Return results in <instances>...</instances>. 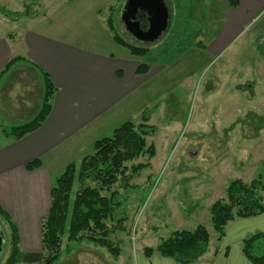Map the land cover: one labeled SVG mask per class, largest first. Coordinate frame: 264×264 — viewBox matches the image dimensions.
<instances>
[{
  "label": "rangeland",
  "instance_id": "obj_1",
  "mask_svg": "<svg viewBox=\"0 0 264 264\" xmlns=\"http://www.w3.org/2000/svg\"><path fill=\"white\" fill-rule=\"evenodd\" d=\"M123 2L0 0V36L8 37L19 32L25 23L32 22L27 17L13 20L7 13L8 10L23 11L27 5L31 14L39 12L36 17L50 8L44 23H51L54 27L59 25L63 34L68 33L78 43L93 36L96 40L99 37L108 40V33L101 30L102 22L108 25L115 41V32L107 21L114 9L113 25L123 40L149 49L145 55L138 54L143 57V64H172L166 72L171 73L170 81L159 84L156 105L146 107L151 108L152 116L146 123L156 127L146 141L147 145L154 144L155 154L151 159L142 154L127 162L126 178L120 176L112 186L119 203L105 222L109 230L106 239L118 245L120 255L113 257L105 247L87 239L69 244L66 232L55 264H161L157 262L158 258H169L157 251L145 257L142 250L146 246L155 248L174 230L192 229L197 224L206 226L211 241L208 251L193 264H228L230 260L239 264V259L250 264L242 254L241 241L264 230V213L228 222L225 237L220 240L212 228L209 208L214 200L225 196V187L231 180L241 178L248 182L259 173L264 176V45L254 42L251 47L241 45L237 48L231 55V73L222 66L221 57L212 62L204 59L202 66L198 65L200 67L185 77L184 72L188 73L191 64L184 48L207 38L222 17V8L212 5L209 0H166L170 18L167 28L154 41L140 42L126 31L119 19ZM55 35L60 37L61 34ZM245 74L253 78L250 79L253 87L247 88L248 84L242 81ZM228 76L232 83L227 87L233 89L234 98L222 102L224 95L217 96L213 90ZM92 153L85 154L77 164ZM138 164L148 165L133 171L132 165ZM86 183L96 185L90 180ZM79 187L78 180H75L72 196ZM102 193L108 195L106 191ZM7 245H2L0 264H5Z\"/></svg>",
  "mask_w": 264,
  "mask_h": 264
},
{
  "label": "crops",
  "instance_id": "obj_2",
  "mask_svg": "<svg viewBox=\"0 0 264 264\" xmlns=\"http://www.w3.org/2000/svg\"><path fill=\"white\" fill-rule=\"evenodd\" d=\"M209 1L222 8V17L207 38L184 48L191 64L185 77L202 66L204 59L212 62L221 57L222 66L231 73V55L241 45L257 43L264 31V0H235V5L231 0ZM49 9L40 17L28 18L34 26L27 22L19 32L0 36V70L14 56L27 59L12 67L0 85V207L15 223L20 248L26 252L41 249V220L50 210L54 179L69 164L92 153L96 140L111 135L124 122L140 120L141 111L155 105L158 87L172 77L166 73L172 64L165 62L147 63L148 68L137 71L143 57L113 41L105 22L100 26L108 40L93 36L84 43L74 41L59 25L44 23ZM38 68L49 74L56 87L51 110L36 130L13 137L7 133L9 127L28 119L40 106L43 84ZM246 75L242 81L251 88L253 78ZM229 83L231 77H225L213 90L217 96L224 95L222 102L234 98ZM34 159L41 166L26 170V162ZM157 262L176 264L162 257ZM239 264H245L244 260L239 259Z\"/></svg>",
  "mask_w": 264,
  "mask_h": 264
},
{
  "label": "trees",
  "instance_id": "obj_3",
  "mask_svg": "<svg viewBox=\"0 0 264 264\" xmlns=\"http://www.w3.org/2000/svg\"><path fill=\"white\" fill-rule=\"evenodd\" d=\"M235 0L231 4L235 5ZM26 5L23 11H10L13 20L39 16V12L32 13ZM115 10L107 18L110 29L114 30V39L117 43L136 55H145L149 49L123 40L113 25ZM18 16V17H17ZM204 48L203 43H197ZM27 61L24 57L14 56L0 70V84L4 75L12 67ZM148 68L140 63L137 71ZM39 70L42 88V98L39 108L25 121L13 123L8 134L20 138L28 132L37 129L48 117L52 107V100L56 87L47 72ZM156 105V104H155ZM151 108L141 112L139 123L131 120L124 122L116 128L111 135L98 139L93 145V153L85 156L80 164H69L62 173L56 177L50 189L51 204L48 214L41 220V249L40 251L26 252L20 248L19 233L16 225L0 207V226L6 235L4 246L8 244V254L5 264H18L19 262L31 264H55L61 253L62 236L67 232L69 242H79L83 239L90 240L107 249L113 257L120 255L118 245L106 239V220L115 211L117 192L112 186L120 178H126V163L139 155L146 154L151 159L155 154L154 144H148L146 137L156 130L154 125L146 123L150 118ZM39 159L26 162L25 169L33 170L41 166ZM148 164L132 165V170L137 171ZM263 172H264V163ZM78 180L80 187L74 192V181ZM86 180L93 181L96 185L87 184ZM106 191L108 195L102 192ZM264 176L259 173L250 181L241 178L231 180L225 187V196L217 198L209 208L211 225L218 239L225 236L227 223L238 218L247 219L257 217L264 213ZM121 220H118L120 223ZM97 234V235H96ZM99 235V236H98ZM211 241L210 232L205 225L197 224L192 229L181 228L172 231L168 237L161 239L155 248L146 246L142 251L145 257H150L154 252H159L163 257L175 261L177 264H193L207 251ZM70 244V243H69ZM6 247V246H5ZM241 251L250 264H264V230L250 234L241 241Z\"/></svg>",
  "mask_w": 264,
  "mask_h": 264
},
{
  "label": "water",
  "instance_id": "obj_4",
  "mask_svg": "<svg viewBox=\"0 0 264 264\" xmlns=\"http://www.w3.org/2000/svg\"><path fill=\"white\" fill-rule=\"evenodd\" d=\"M120 19L126 31L140 42L154 41L165 31L169 23V7L165 0H124L121 6ZM144 15L146 27H141V20L136 13ZM4 234L0 227V252L3 248Z\"/></svg>",
  "mask_w": 264,
  "mask_h": 264
},
{
  "label": "flooded vegetation",
  "instance_id": "obj_5",
  "mask_svg": "<svg viewBox=\"0 0 264 264\" xmlns=\"http://www.w3.org/2000/svg\"><path fill=\"white\" fill-rule=\"evenodd\" d=\"M136 17L141 20V27L144 28V27L147 26L146 23H145L144 15H143V13L141 11H139L138 13H136ZM2 232H3V230H2Z\"/></svg>",
  "mask_w": 264,
  "mask_h": 264
},
{
  "label": "built area",
  "instance_id": "obj_6",
  "mask_svg": "<svg viewBox=\"0 0 264 264\" xmlns=\"http://www.w3.org/2000/svg\"><path fill=\"white\" fill-rule=\"evenodd\" d=\"M259 44H264V31L258 36Z\"/></svg>",
  "mask_w": 264,
  "mask_h": 264
}]
</instances>
